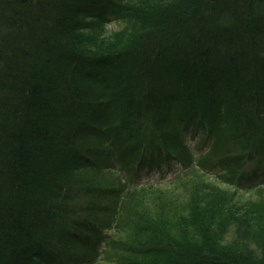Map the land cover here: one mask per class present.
Listing matches in <instances>:
<instances>
[{"label": "trees", "instance_id": "1", "mask_svg": "<svg viewBox=\"0 0 264 264\" xmlns=\"http://www.w3.org/2000/svg\"><path fill=\"white\" fill-rule=\"evenodd\" d=\"M263 195L264 0H0V264H264Z\"/></svg>", "mask_w": 264, "mask_h": 264}, {"label": "rangeland", "instance_id": "2", "mask_svg": "<svg viewBox=\"0 0 264 264\" xmlns=\"http://www.w3.org/2000/svg\"><path fill=\"white\" fill-rule=\"evenodd\" d=\"M125 29V23H116L114 21H111L106 29V32L104 33V38L106 41L111 39L112 37L119 35L120 33H123ZM113 41V40H110ZM103 43V40L101 41V44ZM111 43H108L110 45ZM208 130V129H207ZM209 132V130H208ZM207 131H204V135L208 134ZM184 141L186 142V145L190 146V152L192 156L198 160L199 157L203 156L205 153H207L211 147L212 139H208L206 137L200 136V134H195V132L188 133L184 137ZM183 141V142H184ZM184 142V143H185ZM184 145V144H183ZM186 145H184L183 148H187ZM187 150V149H186ZM131 162V161H130ZM130 164H127L128 166ZM129 167V166H128ZM184 165H180L175 161H169L168 163H164L163 166L160 168H144L140 172H136V168L129 167L125 171V182H127L128 186L131 187H140V186H149L145 187L147 189H142L144 191L141 192V194H135L133 197H130V199L127 201L128 204H136V203H144V205L150 206V210H148L147 213H154V203L155 201H159L158 199L161 198H167V197H174L177 199V201H185L187 200L188 196L184 194L182 191L183 187H178L175 184L174 185H166L168 182H171L176 178V176L180 175L183 172ZM119 172V171H118ZM191 178V177H189ZM124 182V178L122 177ZM171 179V180H170ZM153 185V186H152ZM164 185V186H162ZM178 197L180 198L178 200ZM255 197L254 200L262 201L264 203V195L263 196ZM153 199V200H152ZM155 199V200H154ZM249 199V197H248ZM152 200V201H151ZM252 200V199H251ZM188 201V200H187ZM160 202V201H159ZM185 203V202H183ZM148 204V205H147ZM146 212V211H145ZM235 232L231 230V233L227 235V240H231V235ZM236 237V236H235ZM237 238V237H236ZM237 240V239H236ZM256 242V241H255ZM248 245L253 246V243L249 242ZM256 249V247H254Z\"/></svg>", "mask_w": 264, "mask_h": 264}]
</instances>
